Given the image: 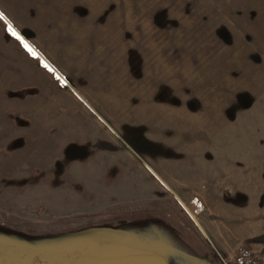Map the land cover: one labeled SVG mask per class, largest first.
Instances as JSON below:
<instances>
[{"label": "rangeland", "instance_id": "rangeland-1", "mask_svg": "<svg viewBox=\"0 0 264 264\" xmlns=\"http://www.w3.org/2000/svg\"><path fill=\"white\" fill-rule=\"evenodd\" d=\"M0 13L39 57L0 20V99L26 85L53 125L0 117V264H214V249L235 264L177 185L264 174V0H0Z\"/></svg>", "mask_w": 264, "mask_h": 264}, {"label": "crops", "instance_id": "crops-1", "mask_svg": "<svg viewBox=\"0 0 264 264\" xmlns=\"http://www.w3.org/2000/svg\"><path fill=\"white\" fill-rule=\"evenodd\" d=\"M138 11V14L145 16L146 9L144 7L137 9ZM0 86H7V84L1 80ZM25 86L8 88L21 94L22 100L14 99L9 102L11 104H7L5 98L0 99V117L6 118V113L10 110L17 116L30 118L28 125L20 127V129H33L35 134L49 133L50 129H53L51 116L42 110L38 114L34 104L36 98L27 95V86ZM8 129L17 128L8 127ZM35 143L34 147L28 145L29 150L30 148L34 149L31 158L37 164L46 162V157L44 156V158L39 151L48 146L47 144L51 145L50 139ZM25 155L27 152L24 151L23 156ZM192 179L193 182L190 181L185 187L178 184L177 188L188 190V194L185 192L183 196L191 195L199 198L198 202H200L207 220L199 219L204 221V233L208 237L206 239L210 241L209 243L217 246L229 259L237 258L241 248H248L264 263V174H226L224 176L212 174L204 178L198 176ZM170 180H172L171 182L176 181ZM173 190L175 191L174 188ZM181 195L178 194V196Z\"/></svg>", "mask_w": 264, "mask_h": 264}, {"label": "built area", "instance_id": "built-area-1", "mask_svg": "<svg viewBox=\"0 0 264 264\" xmlns=\"http://www.w3.org/2000/svg\"><path fill=\"white\" fill-rule=\"evenodd\" d=\"M214 264H229L217 250L214 249ZM235 264H264L250 249L241 248L238 252Z\"/></svg>", "mask_w": 264, "mask_h": 264}, {"label": "snow or ice", "instance_id": "snow-or-ice-1", "mask_svg": "<svg viewBox=\"0 0 264 264\" xmlns=\"http://www.w3.org/2000/svg\"><path fill=\"white\" fill-rule=\"evenodd\" d=\"M0 20H3L7 27V31L10 35H12L17 41H19L20 45L33 57L36 59H39L37 56V53L24 41V39L13 30L12 26L8 23V21L5 19L4 14L0 13ZM42 66L47 69L48 71H53L47 63H42ZM59 79V77H57Z\"/></svg>", "mask_w": 264, "mask_h": 264}]
</instances>
